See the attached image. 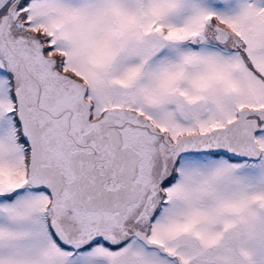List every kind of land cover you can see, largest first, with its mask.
<instances>
[{
	"label": "snow or ice",
	"instance_id": "obj_1",
	"mask_svg": "<svg viewBox=\"0 0 264 264\" xmlns=\"http://www.w3.org/2000/svg\"><path fill=\"white\" fill-rule=\"evenodd\" d=\"M0 264H264V0H0Z\"/></svg>",
	"mask_w": 264,
	"mask_h": 264
}]
</instances>
